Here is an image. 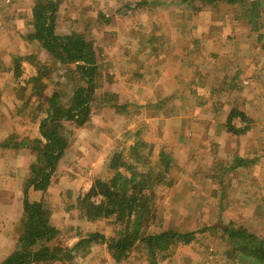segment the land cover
Returning <instances> with one entry per match:
<instances>
[{
  "label": "crops",
  "instance_id": "crops-1",
  "mask_svg": "<svg viewBox=\"0 0 264 264\" xmlns=\"http://www.w3.org/2000/svg\"><path fill=\"white\" fill-rule=\"evenodd\" d=\"M40 1L44 5H50L57 0ZM82 1L60 0L56 13L58 33L69 34L75 30L87 32L89 36V33L93 32L92 39L95 42L102 38L100 46L107 43L104 49L110 48L111 55L106 56V59L115 64L114 72L118 81L113 84L108 83L109 87L105 91L112 90L123 94L125 102L123 110L116 107L123 112L121 118H119L120 113L119 117L112 116L111 113L108 116H105V113H94L92 121L78 130V136L73 139L74 145L65 158H71L76 152L82 158H86L90 152L93 156L105 152L117 137H120L123 145L130 144L140 139L141 133H145V125H148L147 129L152 126H156L158 131L163 129L160 138L166 140L164 143H170L172 149L176 150L178 145L185 144L187 150L191 152V158L187 161H192L191 169L186 175L192 174V171L199 173L200 175L197 176H200L205 183L206 176L210 174L211 162L215 160L207 161L208 158L210 159L209 155L213 156L212 144L225 147L232 158L239 155L253 159V163L260 158L264 159V151L259 154V151L253 149L254 146L260 147V133L264 145V122L258 121L254 114L258 106H264V56L262 55L264 51L259 42L260 32L252 31L246 19H238L227 13L220 14L215 6L208 8L210 12L203 6H193L190 9L187 0H148L152 2L143 10L125 7L127 2L136 3L141 0H103L101 11L93 8L90 0L83 3ZM21 3L24 8L23 16L20 18L13 17L2 9ZM178 5L175 16L185 15L186 12L191 11L194 20H200L211 13V8L218 13L216 19L209 23L193 21L189 14L185 16L188 20L183 24L173 23L172 26L167 25L168 28L160 24L157 10ZM32 8L31 2L27 0H0V49H3V53L24 50V54L28 56L36 47L41 53L44 52L41 43L31 40L28 35V31H34L33 25L28 24L32 16ZM100 12L109 19V23L106 22V18L99 17ZM217 14H219L218 18ZM175 18L178 20V17ZM97 24L106 25L104 28H98ZM150 24L154 25L155 33L158 31L157 34L161 36V38L158 36L161 46L166 48L162 58L174 64L166 73H163L162 68H157L158 76L161 75L158 83L153 82L152 76L150 79L147 78V74L140 77L141 71L138 70L136 62L131 64L127 58L134 52V47L127 43L128 40L132 41V37L138 32L144 33L150 28ZM19 31L27 34L17 37L14 32ZM141 34L134 41L138 45L143 43L141 38L147 39ZM178 37H183L185 48L183 51L174 48L175 43H179ZM21 39L23 42L19 43ZM126 44L129 47L128 51L125 50L128 55H124V52L121 55V48H125ZM168 44L171 47H168ZM37 50L34 52L37 53ZM113 53L117 57H114ZM26 55H21L23 61L27 60ZM123 55L124 58H120ZM258 57L262 60L257 59ZM27 62L30 63L28 60ZM132 79L137 80V86L132 83L134 81ZM119 87L122 92L118 90ZM7 107L10 109L9 106ZM107 107L114 108L111 105L104 108ZM155 107L159 118H150L148 110ZM232 109L243 110L254 120L248 124L239 117L235 119L238 128L245 129L239 136H233L225 128L224 119ZM163 110H169V113L165 115ZM129 112L135 117L130 118ZM11 116L14 117L12 119L15 122L0 119V264L16 246L17 225L24 217L25 186L29 177V166L33 162V151L30 148L13 149L1 143L15 137V133L21 134L23 131L21 125L25 127L28 122L35 125L32 129L37 127V136L40 126L39 122L36 124L29 120L26 113L18 115L16 113ZM127 128L132 131L126 132ZM201 135H205L211 142L210 147L207 144L201 145L207 148L204 151L200 146L204 141ZM16 138L20 141L18 137ZM96 143H99L97 148H95ZM80 157L74 161L81 163ZM202 159H205L204 163H201ZM61 168L62 165H59L48 191L40 193L39 190L34 189L29 191L30 199L37 195V200L48 201L50 221L54 224L57 223L54 222L52 214L62 213L63 204H66L65 194L62 197V192L74 191L77 188L78 175L75 171L72 170L69 174L63 172ZM248 170L249 167L242 169L240 167L225 173H236V175L247 173V176H250L251 171L248 173L246 172ZM203 181L200 180L199 183H204ZM58 193L61 196L59 201L62 208L58 207L53 211L51 208L57 201L55 196ZM63 217L66 216L63 214Z\"/></svg>",
  "mask_w": 264,
  "mask_h": 264
},
{
  "label": "trees",
  "instance_id": "trees-1",
  "mask_svg": "<svg viewBox=\"0 0 264 264\" xmlns=\"http://www.w3.org/2000/svg\"><path fill=\"white\" fill-rule=\"evenodd\" d=\"M211 1H227L231 5L239 3L240 8H237V11H240L241 15L236 14V18L246 19L252 31L260 32L259 42L264 51V0ZM59 2L60 0H57L50 5H44L40 0H35L31 20L34 31H28L29 38L39 41L54 58V63L36 62L34 56L37 55L33 53L26 58L37 66V74L22 85L21 90L26 98L22 100L21 106L16 105V110L17 114L26 112L27 117L35 121L41 119L35 145L31 144V140L23 138L18 141L16 137L1 143L13 149L37 147L39 149L37 158L41 162L40 165L31 166V174L25 186L24 217L17 225L20 236L17 238L15 248L2 264H73L78 253L87 251L94 244L103 243L107 244L109 252L116 259V264H123L125 260L132 258L134 250H142L150 264H158L159 257H172L179 243L193 242L197 238V232L170 228L151 231L150 223L155 215L154 194L144 189V186L148 188V182L139 171L140 168H137L138 163L146 159L143 149L147 144L142 139L135 140L130 146H121L122 149L112 158L115 170L113 175L108 179L96 178L90 190L78 196L79 205L87 208L92 213V218L96 221L105 219L114 225L112 236L108 237L103 231L89 232L80 235L69 248L56 244L54 239L61 230L50 221L47 200L29 198L31 187L48 191L57 173L58 164L71 146L77 131L92 121L95 113L94 96L100 89L101 82L113 84L118 81L113 71L114 65L99 59L95 41L87 33L75 30L69 34L58 33L56 13ZM151 2L148 0L127 2L125 7L140 9ZM99 14L100 18H106V22L109 23L104 14L101 12ZM153 27L150 26L145 32L149 35L154 33ZM142 60L145 61L144 56ZM73 65L77 66L76 70L82 82L69 97L62 76L54 78L53 73L63 72L61 75L64 77V70L69 74L73 71L69 67ZM13 71L18 81L23 74L21 58L13 59ZM155 74L158 75L157 72ZM121 98H123L121 94L107 90L101 96L102 105L117 106ZM226 117V129L234 136H239L245 130L238 128L235 124L236 118L239 117L248 124L254 121L240 109H232ZM71 123L73 126L69 128ZM217 148L218 145L213 144V149ZM126 150L129 153L127 160L124 161L122 154ZM161 160L163 170L160 175L163 176L169 171V156L163 154ZM253 161L237 155L231 162L217 161L215 167L220 165L223 171L229 172L247 167ZM118 164H121L120 167ZM99 197L101 200L98 202L95 198ZM216 234L230 247L226 251L227 264H264V237L249 227L232 221L218 228Z\"/></svg>",
  "mask_w": 264,
  "mask_h": 264
},
{
  "label": "rangeland",
  "instance_id": "rangeland-1",
  "mask_svg": "<svg viewBox=\"0 0 264 264\" xmlns=\"http://www.w3.org/2000/svg\"><path fill=\"white\" fill-rule=\"evenodd\" d=\"M27 1L31 2L32 7L34 6L35 0ZM83 2L89 1L83 0L82 3ZM90 2L93 3V8H96L97 10L101 11V8H103V0H100V2L97 0H90ZM187 2L190 5V9H192L193 6H203V8L207 9L211 6H215L220 11V14L224 13L226 15L227 13L236 17V14L241 15L240 11H237V8H240L239 3L231 5L227 1L211 0H187ZM178 7L179 5L171 8H162L161 11L157 10L159 17L158 19L161 22L160 24H163L167 27V25L172 26L173 23L183 24L184 22H186L188 18L185 16H189V14L191 16L192 12L189 11L190 13L186 12L185 15L181 14L175 16V10ZM23 8L24 6L21 3L20 5L6 7L2 9L6 11L7 14H11L13 15V17L16 16L20 18L23 16ZM145 8L146 6H144V9ZM140 9L143 10V8ZM216 13L218 12L211 8V13L204 16L202 19L194 20V17L192 16L191 19L193 21L201 23H209L216 19ZM218 16L219 14H217V18ZM175 17H178V20H176ZM227 17H224V19ZM32 18L33 16H31L30 21L32 20ZM155 20L157 19L155 18ZM30 21L28 23L29 25H31ZM157 23L159 24L158 20ZM28 24L27 26L30 27ZM105 25L106 24H103V26H101L97 24V27L104 28ZM149 26L153 27L154 25L150 24ZM160 29H162V26H160ZM152 31L154 33L150 35L144 34L147 32H144L142 34L138 32V34H134V36L132 37V41L128 40L127 43L133 45L134 52L132 53L133 55L130 54L129 56H127V58L129 59V62L131 64H133L134 61L136 62L138 70L141 71L139 75L140 77L144 74H147V78L150 79V76H152L154 77L153 82L155 83L156 81L158 83L159 79L161 78V75L158 76L155 74L157 68H162L163 73H166L171 67H173L174 64L171 62H167L165 59L162 58L165 54L164 51H166V48L164 46H161L162 44H160V41L158 40V36L160 38L161 36L157 34L158 31H156L155 33V27H153ZM20 32L22 31L14 32V34L17 37L19 35L25 36L27 34L26 32ZM140 34L145 36L147 39L141 38L143 43H141V45H138L137 42L134 41L137 40ZM92 35L93 32H90L89 37L92 38ZM178 38L179 43H175L174 48L183 51L185 49L183 46V37ZM101 40L102 38L100 37L95 42L96 50L99 52V59L111 63L112 65H114L115 68V64L106 59L111 55V52L109 51L110 48L104 49V47L107 46V43L100 46V43H102ZM4 42L6 43V41ZM22 42V39L19 40V43ZM169 44L168 47H171ZM37 49L38 48L36 47V49H32L33 51L31 52L37 55L34 56L36 62L54 63V58L46 49L43 50L46 53H41ZM121 49V55L122 52H124V55H128L126 52L129 50L127 44L125 45V48ZM34 50H37V53H35ZM2 53L3 49H0V119L5 120L7 122L8 120L14 121L12 119L13 116L11 115L17 113L16 105L21 106L22 100L26 98L24 92L21 90V87L22 85H25L27 79H29L34 74H37V66L28 63L27 60L23 61V59H21L23 62L24 73L17 81V79H15L13 71V59H20L21 55H26L24 54V50H21V52L17 50H12L7 54ZM113 55L114 57H117L115 53H113ZM124 55L120 56V58H124ZM262 55L264 56V54ZM143 56L145 58V61L142 60ZM257 59H259L260 61L262 60L259 57ZM76 68V65H73V67H69L70 70H73L69 74L64 70V77L63 75H61L63 72L59 74L55 72L53 73L54 78L62 76L61 78L64 80V85L66 86L65 88L68 91L69 97L72 96L74 90L82 82L80 74L76 70ZM67 74L68 76H66ZM132 80H134L132 81V83L137 86V80ZM139 81L141 83L143 82L141 78H139ZM105 82L106 81L101 82L100 89H98L95 93L93 101L95 106L94 112L97 114L105 113V116H108L109 113H111L112 116L116 117H119L120 113L119 118H121L123 117V112L117 109L116 107H120L122 109V107L124 106L125 98H121V102L117 106H112L114 108L107 107L106 109L104 108L105 106L102 105L101 96L109 87L108 82H106L107 86H105ZM118 90L122 92L121 87H119ZM7 106H9L10 109H8ZM257 108L258 110H256V112L254 113L255 117L258 121L264 122V106H258ZM129 113L131 114L130 118L135 117L133 113ZM163 113L167 115L169 113V110H163ZM148 116L150 118H159L157 108H150L148 110ZM27 118L31 121H34V123L36 124L38 122H41V119L35 121L32 118ZM226 118L227 117H225L224 119L225 128ZM19 121H21V119ZM34 126L35 125H31L29 122L28 125L25 127L24 125H21V130L23 131L21 134L15 133V137H18L20 140L23 138H29L28 140H31V144L35 145L37 138V127L36 129H32ZM72 126L73 125L71 123L69 125V128H71ZM147 126L148 125H145V133H141L140 137V139H142L147 144L146 148L143 149L146 159L144 160V162L142 161V163H138L137 168H140L139 171L141 172L142 176L145 177L146 182H148L147 189L143 184L144 189L147 192L154 194L153 208L155 211V215L151 219L150 229L151 231H159L164 228H170L179 231L194 230L197 232V238L193 242L188 244L182 242L179 243L175 247V254L172 257H159L158 264H227L226 251L230 247L229 245H225L226 242L224 243L216 234V232H218V228L224 225H228L232 221H235L240 225L247 226L262 238L264 237L263 158H260L259 160H256V162H252L249 166H247L249 167V170L246 172L249 173L251 171L250 176H247V173L244 172L243 173L246 175H236V173H225V171H223V169L219 167L220 165H217V167H215L217 161L231 162L233 158L229 156V152L225 147L221 148V146H218V148L214 150L212 144L211 152H213L214 158L213 156L209 155L210 159L208 158L207 161H211V159L215 160L214 162H211V169L209 168L210 174L206 176L207 182L205 183V181H203L200 176H197L200 175L199 173H195L194 171H192V174L186 175V172L191 169L192 161H187L188 158H191V152L187 150L184 143L178 145V147H176V150H174L172 149V145L170 143H164L166 142V140L164 141V139L162 140L160 138L161 135H163V129H160L158 131L156 126L148 127L147 129ZM129 131H132V129L127 128L126 132ZM229 133L232 134L231 132ZM77 136L78 131L74 139H76ZM201 136L204 138L205 143L203 141L200 146L207 144V146L210 147L211 142H209V139L205 137V135ZM259 137L261 141L260 147L254 146L253 149L255 148V150L259 151L260 154L264 151V145L261 133ZM119 140L120 137H117V139H113V141L110 143L109 148L105 152H101L94 156L93 153L90 152V155H87L86 158L80 157V154L77 152L71 155V158H65L67 153L71 151L74 145V141L72 142L71 146L66 150L64 156L61 158L58 165H62L61 170L63 172H67L70 174L72 170L75 171V173L78 175V180L76 183L77 188L72 191L73 193H69V191L62 192V197L65 194L64 197L66 198V204H63L64 208H62L60 205V193L55 196V200L57 201L55 205L51 208V210L54 211L56 208L60 207L62 208V213L54 212L52 214L54 222L57 223L52 224L61 230L60 234L54 239V243L69 248L74 244L76 239L80 237V235H85L89 232L103 231L108 237L114 234V225L105 219H100L99 221H96L94 218H92V213L87 208H82L79 205L78 196L79 194H86L90 190L96 178L108 179L113 175L115 170L113 168L114 166H112V158L115 153H118L120 149H122L121 146L123 145V141ZM130 144H127L125 146H130ZM97 145H99V143H96L95 148H97ZM102 145L105 144L102 143ZM33 147L31 146L30 149L31 151H33V162L29 166V176L31 174V166L41 164V162L37 158L39 154V149L37 147ZM26 148L29 147L27 146ZM205 149L207 148L201 146L202 151H204ZM128 153V150H126L125 153L122 154V160H127ZM163 154L169 156L170 166L169 171L165 172L163 176H161L160 173L163 170V162L161 160V157L163 156ZM195 155L196 154H194V156ZM79 157V162L81 161V163H76L74 159ZM204 162L205 159H202L201 163ZM120 165L121 164H118L117 166L120 167ZM247 167H241V169ZM219 172H223V174H219ZM200 180H202L204 183H199ZM41 191L42 190H39V193ZM36 197L37 195L32 196L31 200H37ZM95 199L98 202L101 200L100 197ZM46 203L49 205L48 201H46ZM63 214L66 217H63ZM17 234L18 236H20L19 230H17ZM73 262V264H116V259L109 252L107 244L103 243L94 244L85 252L81 251L77 254ZM123 264L150 263L149 260L146 259L142 250H134L132 251V258H130L129 260H125Z\"/></svg>",
  "mask_w": 264,
  "mask_h": 264
},
{
  "label": "built area",
  "instance_id": "built-area-1",
  "mask_svg": "<svg viewBox=\"0 0 264 264\" xmlns=\"http://www.w3.org/2000/svg\"><path fill=\"white\" fill-rule=\"evenodd\" d=\"M25 66H26V64H25ZM35 75V74H34ZM28 80V79H27Z\"/></svg>",
  "mask_w": 264,
  "mask_h": 264
}]
</instances>
